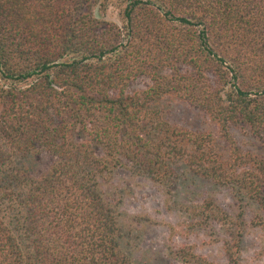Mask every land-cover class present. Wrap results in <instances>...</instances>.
I'll list each match as a JSON object with an SVG mask.
<instances>
[{
    "label": "trees",
    "instance_id": "16d2710c",
    "mask_svg": "<svg viewBox=\"0 0 264 264\" xmlns=\"http://www.w3.org/2000/svg\"><path fill=\"white\" fill-rule=\"evenodd\" d=\"M110 7L121 24L96 16ZM168 98L215 121L225 152L171 122ZM236 126L264 142V0H0V264H141L108 188L121 168L169 186L203 175L264 225V157L241 154ZM211 211L194 225L232 221L238 264L245 220Z\"/></svg>",
    "mask_w": 264,
    "mask_h": 264
},
{
    "label": "rangeland",
    "instance_id": "374dc122",
    "mask_svg": "<svg viewBox=\"0 0 264 264\" xmlns=\"http://www.w3.org/2000/svg\"><path fill=\"white\" fill-rule=\"evenodd\" d=\"M95 14L121 24L114 7L106 15L98 10ZM148 83L146 78L136 79L131 82L130 91L143 90ZM160 106L174 124L199 134L211 133L219 141V150L225 152L226 142L215 121L205 113L174 98L163 100ZM231 131L241 154L264 157V142L254 138L247 127L236 126ZM108 188L125 221L135 228L132 250L141 264H181L172 255L177 249H191L212 262L227 264L224 244L231 239L232 221L210 220L194 225L198 210L243 218L245 230L238 264H264V225L255 224L262 210L257 203L241 199L230 186L192 173L184 174L169 186L121 168L114 171Z\"/></svg>",
    "mask_w": 264,
    "mask_h": 264
}]
</instances>
